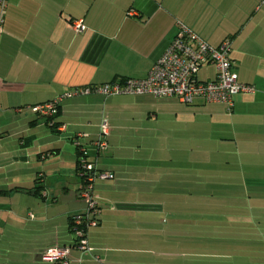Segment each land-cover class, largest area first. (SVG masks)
<instances>
[{"label": "crops", "instance_id": "obj_1", "mask_svg": "<svg viewBox=\"0 0 264 264\" xmlns=\"http://www.w3.org/2000/svg\"><path fill=\"white\" fill-rule=\"evenodd\" d=\"M2 13L0 158L9 184L0 194L18 200L0 204V234L5 222L17 227L8 235L15 264H56L45 250L74 245L70 218L86 206L81 158L114 175L94 183L99 223L88 231L84 264H264V232L222 231L264 226V0H5ZM73 19L85 29L75 32ZM179 23L213 46L231 38L232 70L255 88L236 94L231 111L98 91L63 98L52 116L33 111L73 89L145 78ZM215 76L212 64L198 73ZM132 139L156 148L130 152L141 147Z\"/></svg>", "mask_w": 264, "mask_h": 264}, {"label": "built area", "instance_id": "obj_2", "mask_svg": "<svg viewBox=\"0 0 264 264\" xmlns=\"http://www.w3.org/2000/svg\"><path fill=\"white\" fill-rule=\"evenodd\" d=\"M5 0H0V34L3 29V13ZM71 27L77 33L85 29L82 19L71 20ZM232 40L225 38L219 45L213 46L183 23H179L175 37L167 45L161 56L153 63L145 78H124L123 80L104 83L98 86H86L73 89L52 101L36 105L32 109L41 116H52L58 111L63 98L74 94H88L98 91L106 96L118 94L150 93L157 97H176L186 104L197 100L205 103L224 104L228 111L235 106V95L254 92V86L240 82L232 70ZM212 64L216 68V76L212 80H200L198 73L202 66ZM108 134V123L103 120L101 135L94 144L103 148L107 145L105 135ZM79 171L82 184L79 198L85 202V210L73 215L71 231L74 234L73 246L54 244L49 246L43 256L56 264H84L83 253L93 252L89 244L88 231L98 225V200L93 192L97 179H113L110 171L96 169L94 163L81 158ZM76 249L79 256H73ZM95 260H99L94 255Z\"/></svg>", "mask_w": 264, "mask_h": 264}, {"label": "rangeland", "instance_id": "obj_3", "mask_svg": "<svg viewBox=\"0 0 264 264\" xmlns=\"http://www.w3.org/2000/svg\"><path fill=\"white\" fill-rule=\"evenodd\" d=\"M209 72H213V68L212 67L208 68V69L207 68L203 69L201 71V73H200L201 78L205 77L207 75V73H209ZM131 143H132L131 146H133V145L135 146V145H137V143H138V145H141V147L136 146V147L133 148V150L130 151V152H137L139 154L140 153H145V154L151 153L153 151V149L156 148L155 145L151 146V143L148 144L146 141L140 140V139L138 141L132 139ZM5 146H6V144H5ZM137 148H138V150H136ZM208 150H209L208 151V153H209L210 152V148H208ZM0 151H1V149H0ZM208 153H206V154H208ZM0 156H2V155H0ZM0 165H1V168H0V189H7L8 188V184H9V181L7 180V178H9V175L7 174V169L4 167V165H6V162H5L4 158H0ZM207 168L210 169V167H207ZM211 169H213V167H211ZM58 180H60V179L57 178V177H54V176H49L46 179V181L49 184V186L57 185V181ZM99 180H102V179H99ZM16 197H18V196H16ZM16 197L12 198L9 195L0 194V204L3 205V208H5L4 206H6L7 203L9 204V203H11V201H17L18 199ZM227 197H228V195L227 196L225 195V197H224V199L226 201L228 199ZM255 207H256V205H255ZM222 212L224 214L225 211L223 210ZM260 213H261V211H258V210L255 209L254 216H255V218H257L258 221H260L259 220L260 219V215H259ZM3 227L6 230V232L5 233L3 232L4 234H0V260L2 261L3 264H6L7 261L9 260V255H10V258H13V260H11L10 263L11 264H15L14 257L16 256V253H17L18 249L15 247V243H13L11 241V238H9L8 235L15 233L16 232L15 229L17 227H12V223L11 222H9L7 224L5 222ZM248 228H251L249 230V232H252L254 235L258 234L259 236H261V233L264 232V226L261 225L260 222L259 223H255L254 226H248L247 228L244 227V226H241V225H232V226H230V225H224L223 224L222 231L223 230H227V231L234 230V233H238L240 230H246ZM223 235H225V237L232 236V235H229V234H223ZM255 238L257 240V237H255ZM258 238H260V237H258ZM258 250L260 251L261 249H258ZM235 260H237L238 264H250L249 262H246L245 260H244V262H241V260H239V258L234 259L233 262ZM227 262H230V259H227ZM254 264H261V263L255 261Z\"/></svg>", "mask_w": 264, "mask_h": 264}, {"label": "trees", "instance_id": "obj_4", "mask_svg": "<svg viewBox=\"0 0 264 264\" xmlns=\"http://www.w3.org/2000/svg\"><path fill=\"white\" fill-rule=\"evenodd\" d=\"M121 80H123V79H121ZM121 80H120V81H121ZM0 192H3V191H0ZM72 217H73V216H72ZM72 217L70 218V225H71V220H72Z\"/></svg>", "mask_w": 264, "mask_h": 264}, {"label": "bare ground", "instance_id": "obj_5", "mask_svg": "<svg viewBox=\"0 0 264 264\" xmlns=\"http://www.w3.org/2000/svg\"><path fill=\"white\" fill-rule=\"evenodd\" d=\"M56 114V113H55Z\"/></svg>", "mask_w": 264, "mask_h": 264}]
</instances>
